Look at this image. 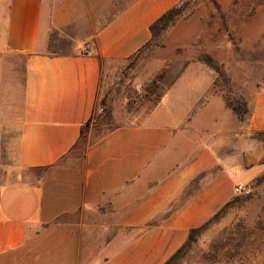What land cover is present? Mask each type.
Listing matches in <instances>:
<instances>
[{
  "label": "crops",
  "instance_id": "crops-1",
  "mask_svg": "<svg viewBox=\"0 0 264 264\" xmlns=\"http://www.w3.org/2000/svg\"><path fill=\"white\" fill-rule=\"evenodd\" d=\"M179 1L111 0L99 24L85 0H0V264H162L233 198L235 128L216 124L209 86L92 124L103 68ZM253 94L249 135L264 133V83Z\"/></svg>",
  "mask_w": 264,
  "mask_h": 264
},
{
  "label": "rangeland",
  "instance_id": "rangeland-1",
  "mask_svg": "<svg viewBox=\"0 0 264 264\" xmlns=\"http://www.w3.org/2000/svg\"><path fill=\"white\" fill-rule=\"evenodd\" d=\"M85 1L92 17L100 16L101 24L102 12L111 0ZM183 2L177 5L181 7ZM182 9L173 24L158 32L137 55L103 68L92 124L105 131L123 121L119 120L122 113L140 100H148L145 92L149 86L162 95L178 84L180 96H194L209 86V100L221 97L226 108L213 102L216 124L226 133L235 128V141L229 146L233 152L228 153H233L239 165L225 179L235 182L233 197L240 199L197 237L178 264H264V180L256 183L264 174V133L247 134L248 115L240 120L225 105L236 99L247 104L254 88L264 83V0H193ZM88 27L82 23L80 34ZM205 57L218 65L219 73L202 61ZM236 186L244 191L236 193ZM65 222L71 227L75 220Z\"/></svg>",
  "mask_w": 264,
  "mask_h": 264
},
{
  "label": "trees",
  "instance_id": "trees-1",
  "mask_svg": "<svg viewBox=\"0 0 264 264\" xmlns=\"http://www.w3.org/2000/svg\"><path fill=\"white\" fill-rule=\"evenodd\" d=\"M184 1L185 2H183V5L181 7H179L178 5H175L174 7L170 8L165 13H163L156 21H154L150 25L149 31L151 33V38L141 49H139L131 57L137 55L143 48L149 45L158 32L164 30L167 26L173 24L175 19L182 12L183 10L182 7L185 5V3L189 1H193V0H184ZM202 61L210 69H212L216 73H219L218 65L210 57H205L204 59H202ZM162 96L163 94L159 95V93L156 91L155 86L147 87L146 92H145L146 98L149 99L150 97H153V98L156 97V99L159 100L161 99ZM149 100H151V98ZM225 105L240 120H244L245 116L248 115V107H247L246 102L243 100H240V99L227 100L225 102ZM262 180H264V174L260 178L256 179V183H259ZM239 199H240L239 196H234L233 198H231V200L226 202L213 216H211L203 224H201L200 226L196 228H192L191 230H189L185 242L172 255H170V257H168V259L163 264H178L179 261L185 256L187 251L190 249V247L195 243L197 237H199L213 222H215L228 208H230Z\"/></svg>",
  "mask_w": 264,
  "mask_h": 264
},
{
  "label": "built area",
  "instance_id": "built-area-1",
  "mask_svg": "<svg viewBox=\"0 0 264 264\" xmlns=\"http://www.w3.org/2000/svg\"><path fill=\"white\" fill-rule=\"evenodd\" d=\"M244 191V188L242 186H236L235 192L236 193H242Z\"/></svg>",
  "mask_w": 264,
  "mask_h": 264
}]
</instances>
